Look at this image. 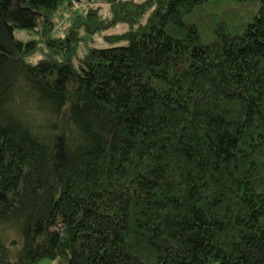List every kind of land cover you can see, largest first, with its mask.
Wrapping results in <instances>:
<instances>
[{
    "label": "trees",
    "instance_id": "obj_1",
    "mask_svg": "<svg viewBox=\"0 0 264 264\" xmlns=\"http://www.w3.org/2000/svg\"><path fill=\"white\" fill-rule=\"evenodd\" d=\"M42 261L264 264V0H0V264Z\"/></svg>",
    "mask_w": 264,
    "mask_h": 264
},
{
    "label": "rangeland",
    "instance_id": "obj_2",
    "mask_svg": "<svg viewBox=\"0 0 264 264\" xmlns=\"http://www.w3.org/2000/svg\"><path fill=\"white\" fill-rule=\"evenodd\" d=\"M86 5H88V7L92 6V8H96V7L98 8L99 7V8L102 9V11L105 14H107L108 6L103 4V3H96V4H88L87 3ZM84 6H85V2L84 3L82 2L81 6H78V7H76L75 10H73V13L74 14L79 13L80 11H82V8H84ZM69 20H70V17H69L68 14L62 15L57 20L56 27H55V32H54L55 36H63L64 35ZM125 30H126L125 27L120 26V27H117V28L107 32L106 35H113V34H117V33H122ZM89 46L90 47H97V48H108V47H110V45H108V44L103 42V37L102 36H94L92 38V40L89 42ZM85 50H86V48H85ZM12 239H14V236H12L9 239V244L11 243ZM16 246H17V244H16ZM16 246H15V248H16ZM39 264H63V263H61L59 261H42Z\"/></svg>",
    "mask_w": 264,
    "mask_h": 264
},
{
    "label": "water",
    "instance_id": "obj_3",
    "mask_svg": "<svg viewBox=\"0 0 264 264\" xmlns=\"http://www.w3.org/2000/svg\"><path fill=\"white\" fill-rule=\"evenodd\" d=\"M16 246V243L14 242V243H12L11 245H10V248H14Z\"/></svg>",
    "mask_w": 264,
    "mask_h": 264
}]
</instances>
